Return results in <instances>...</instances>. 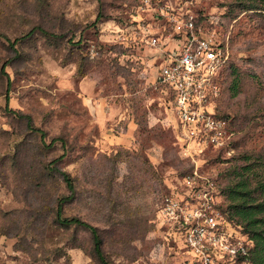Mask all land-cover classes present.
<instances>
[{
  "label": "rangeland",
  "instance_id": "374dc122",
  "mask_svg": "<svg viewBox=\"0 0 264 264\" xmlns=\"http://www.w3.org/2000/svg\"><path fill=\"white\" fill-rule=\"evenodd\" d=\"M245 2L0 0V264H103L87 228L55 219V165L76 178L65 214L98 227L110 264H195L170 204L210 180L225 213L240 167L264 169V9ZM190 13L229 45L215 143L156 83L167 45L150 40Z\"/></svg>",
  "mask_w": 264,
  "mask_h": 264
},
{
  "label": "built area",
  "instance_id": "2783aa9c",
  "mask_svg": "<svg viewBox=\"0 0 264 264\" xmlns=\"http://www.w3.org/2000/svg\"><path fill=\"white\" fill-rule=\"evenodd\" d=\"M173 21L172 33L163 32L150 40L157 45L163 39L167 45L156 83L188 132L218 142L224 136L227 120L217 115L214 105L221 95L229 45L206 29V18L190 13ZM202 185L194 192L193 202L169 206L193 262L253 264V239L215 204L214 183L207 180Z\"/></svg>",
  "mask_w": 264,
  "mask_h": 264
},
{
  "label": "trees",
  "instance_id": "16d2710c",
  "mask_svg": "<svg viewBox=\"0 0 264 264\" xmlns=\"http://www.w3.org/2000/svg\"><path fill=\"white\" fill-rule=\"evenodd\" d=\"M245 1L246 9H264L263 0ZM99 17L100 14L98 15ZM198 18L203 19L201 15ZM28 118L31 122L32 116L28 115ZM58 139L63 138L55 136L52 138V141ZM54 169L65 181L69 190L68 194L59 198L55 216L56 221L66 227L74 225L87 228L93 237L94 256L103 264H110L102 247L103 238L98 227L81 216L66 215L64 212L66 201L73 200L78 191L75 176L69 170L59 165H55ZM255 169L257 168L252 162H247L237 171V174H239L237 180L229 187L228 192H226L230 204L225 213L235 224L241 225L243 231L253 239L251 249L253 264H264V169L259 176L252 175L251 172Z\"/></svg>",
  "mask_w": 264,
  "mask_h": 264
}]
</instances>
